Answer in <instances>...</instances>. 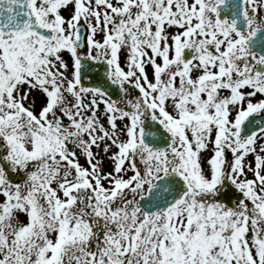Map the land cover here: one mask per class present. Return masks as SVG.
Instances as JSON below:
<instances>
[{
  "label": "snow or ice",
  "instance_id": "1",
  "mask_svg": "<svg viewBox=\"0 0 264 264\" xmlns=\"http://www.w3.org/2000/svg\"><path fill=\"white\" fill-rule=\"evenodd\" d=\"M0 264H264V0H0Z\"/></svg>",
  "mask_w": 264,
  "mask_h": 264
}]
</instances>
